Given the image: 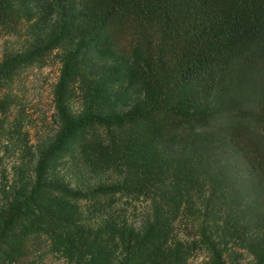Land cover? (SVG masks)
<instances>
[{
    "label": "trees",
    "instance_id": "trees-1",
    "mask_svg": "<svg viewBox=\"0 0 264 264\" xmlns=\"http://www.w3.org/2000/svg\"><path fill=\"white\" fill-rule=\"evenodd\" d=\"M28 1L17 0L15 5L12 0H0V29L19 32L26 23L24 15L30 19L24 12ZM52 1V38L25 55L5 58L0 75L11 76L28 61L46 62L65 38L73 36V20L62 7L66 0ZM89 5L91 14L78 35L79 47L88 53L85 68L76 53L63 59L54 90L60 130L39 157V178L54 160L63 157L67 143L86 138L84 154L90 166L115 169L121 175L116 185L94 193H150L171 163L157 147L160 139L213 134L243 162L254 189L264 190V85L251 100L250 96L231 98L246 71L260 67L264 72V0H89ZM102 46L123 59L117 74L128 72L127 61L135 55L143 64L145 96L126 113L105 109L107 102L101 95L111 93L110 84L90 72V53ZM77 78L87 89V105L83 116L74 120L68 103ZM191 158L178 162L185 177L194 174ZM44 195L51 204L60 200L64 206L78 197L56 184L37 182L27 197L14 200L7 209L0 230V253L12 237L3 240V233L15 222L29 219L26 234L39 230L40 234L63 235L69 244H79L77 264L103 263L108 247L104 234L41 204ZM180 204L168 199L166 207L155 208L141 238L126 239L127 256L121 264H187L199 247L210 252L207 264H225L204 228L200 243L174 239L173 223ZM259 263L264 264V252Z\"/></svg>",
    "mask_w": 264,
    "mask_h": 264
},
{
    "label": "rangeland",
    "instance_id": "rangeland-1",
    "mask_svg": "<svg viewBox=\"0 0 264 264\" xmlns=\"http://www.w3.org/2000/svg\"><path fill=\"white\" fill-rule=\"evenodd\" d=\"M12 1L18 5L19 1ZM53 4L52 0H29L24 12L30 19L24 15L26 23L19 32L0 29V64L5 58L25 55L52 38ZM62 7L73 20V36L65 38L46 62L28 61L13 75H0V230L14 200L27 197L37 182H50L78 197L64 206L60 200L51 204L44 195L40 197L41 204L64 218L83 222L86 228L100 230L106 237L107 258L98 264L123 263L128 236L134 241L140 239L152 222L155 208L166 207L168 199L181 203L173 223L174 239L199 242L200 229L204 228L225 264H260L259 257L264 252V190L254 189L243 162L223 139L213 134L194 139H160L157 147L171 163L150 193H94L116 185L121 175L115 169L96 170L90 166L84 154L86 138L67 143L63 157L54 160L39 178V157L60 130L54 90L63 59L76 53L85 68L88 54L79 47L78 35L91 14L89 0H66ZM90 54V72L110 84L111 93L101 95L102 101L107 102V111L123 114L142 102L146 91L144 67L136 55L127 61L128 72L120 75L117 66L123 59L106 46ZM239 80L242 82L236 85L232 100H246L249 96L251 100L264 85V72L260 67L246 71ZM73 87L68 108L76 120L86 110L87 89L80 78ZM185 156L192 157L193 178L185 177L179 169L178 162ZM29 222H15L3 233V240L12 237L0 253V264L78 263V243L69 244L63 235L40 234L39 230L26 234L24 229ZM209 258L210 252L199 247L190 254L187 264H207Z\"/></svg>",
    "mask_w": 264,
    "mask_h": 264
}]
</instances>
